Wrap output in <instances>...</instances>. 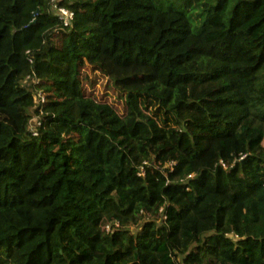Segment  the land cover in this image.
<instances>
[{
  "label": "trees",
  "instance_id": "1",
  "mask_svg": "<svg viewBox=\"0 0 264 264\" xmlns=\"http://www.w3.org/2000/svg\"><path fill=\"white\" fill-rule=\"evenodd\" d=\"M0 264H264V0H0Z\"/></svg>",
  "mask_w": 264,
  "mask_h": 264
},
{
  "label": "rangeland",
  "instance_id": "2",
  "mask_svg": "<svg viewBox=\"0 0 264 264\" xmlns=\"http://www.w3.org/2000/svg\"><path fill=\"white\" fill-rule=\"evenodd\" d=\"M171 1L172 0H164L165 4H168ZM80 75L85 97L90 98L97 103H107L111 105L120 116L124 115V96L113 88L111 81L102 75L101 72L95 70V68H92L88 64H84L81 67ZM148 111H156L155 106L153 104L148 106ZM107 177L109 180L113 178V176L111 177V171H107Z\"/></svg>",
  "mask_w": 264,
  "mask_h": 264
},
{
  "label": "built area",
  "instance_id": "3",
  "mask_svg": "<svg viewBox=\"0 0 264 264\" xmlns=\"http://www.w3.org/2000/svg\"><path fill=\"white\" fill-rule=\"evenodd\" d=\"M56 11L57 15H59L60 19L63 21L64 26H67L74 17L72 12L64 8H56ZM33 124H38L35 118L33 119ZM106 229H108V226L106 227Z\"/></svg>",
  "mask_w": 264,
  "mask_h": 264
}]
</instances>
